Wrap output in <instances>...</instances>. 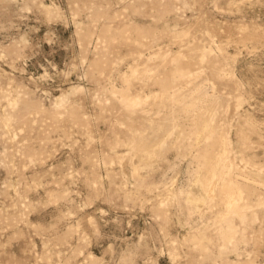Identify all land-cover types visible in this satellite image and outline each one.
<instances>
[{
	"label": "rangeland",
	"instance_id": "374dc122",
	"mask_svg": "<svg viewBox=\"0 0 264 264\" xmlns=\"http://www.w3.org/2000/svg\"><path fill=\"white\" fill-rule=\"evenodd\" d=\"M0 264H264V0H0Z\"/></svg>",
	"mask_w": 264,
	"mask_h": 264
},
{
	"label": "bare ground",
	"instance_id": "6f19581e",
	"mask_svg": "<svg viewBox=\"0 0 264 264\" xmlns=\"http://www.w3.org/2000/svg\"><path fill=\"white\" fill-rule=\"evenodd\" d=\"M230 202H231V201H230ZM230 202H229V203H230Z\"/></svg>",
	"mask_w": 264,
	"mask_h": 264
}]
</instances>
